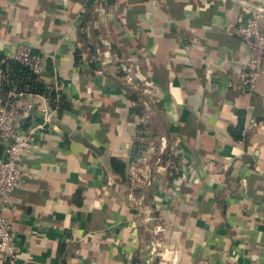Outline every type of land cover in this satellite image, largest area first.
<instances>
[{
    "label": "crops",
    "instance_id": "0c3cea01",
    "mask_svg": "<svg viewBox=\"0 0 264 264\" xmlns=\"http://www.w3.org/2000/svg\"><path fill=\"white\" fill-rule=\"evenodd\" d=\"M85 1L0 0V58L28 46L48 60L43 78L74 108L61 119L50 111L45 123L43 97L18 99L15 125L33 131L7 212L14 264H143L153 242L168 264H264V64L253 88L242 84L248 48L226 33L249 12L235 0H94L79 31ZM123 64L151 91L126 86ZM129 91L141 97L142 115L128 114ZM241 114L244 139L235 141L228 128ZM53 116L99 148L106 166ZM171 146L189 175L181 184L171 181ZM3 151L0 143V162ZM112 156L126 163L123 181L107 168ZM131 166L142 182L129 180ZM154 215L159 233L143 220Z\"/></svg>",
    "mask_w": 264,
    "mask_h": 264
},
{
    "label": "built area",
    "instance_id": "2783aa9c",
    "mask_svg": "<svg viewBox=\"0 0 264 264\" xmlns=\"http://www.w3.org/2000/svg\"><path fill=\"white\" fill-rule=\"evenodd\" d=\"M241 1L246 2L244 0ZM240 5L243 11L249 12V16L247 18L240 17L237 23L227 28L226 33L229 36L241 39L248 48V59L246 63L242 65L239 77L242 84L249 88H253L259 74L263 70L264 64V31L260 26V21L264 19V5L254 4L257 6V9H251L244 3H240ZM10 59L24 66H28L35 74H40L44 70V60L40 56L33 54L31 49L26 45L17 46ZM120 67L124 71L122 79L126 86H133L132 88H135L134 86L138 87V83L147 85L145 79L136 74L133 76L129 66L123 64V66L120 65ZM21 95L23 94L11 90L7 93L3 103L0 102V143L4 150V158L2 162H0V258L6 259L9 264H14L17 255L12 243L11 228L7 212L9 210L11 194L23 184L25 175L21 169V164L25 151L30 146L31 134L33 131V129H20L15 125L17 117L23 114L17 104ZM40 101V110L43 115V120L45 123H48L50 114H48L46 105L42 103L43 99L40 98ZM32 108L33 104L30 102L27 105L26 111H30ZM175 149L174 146L170 147L167 164H170V169L172 170L170 173L171 181H179L181 184L185 182L184 180L189 175L185 172L181 164L173 163L176 160L173 153ZM175 153L182 155L179 152ZM144 161H146L145 158ZM127 171L129 173L128 178L132 183L143 181L141 179L144 175L142 170L131 166ZM179 191L180 189L176 187L166 191L167 198L170 200L171 204L173 201H176L175 197L176 194H179ZM136 208L139 215L144 213L142 202L139 201ZM146 219L153 221L154 227L152 230L154 233H159L163 230L162 223L155 215L152 218L149 216L143 218V220ZM153 245L154 242L150 249L147 250L143 264H153L157 259L160 261L158 264H168L166 263L167 260L163 257V253L154 249V247H159H153Z\"/></svg>",
    "mask_w": 264,
    "mask_h": 264
},
{
    "label": "trees",
    "instance_id": "16d2710c",
    "mask_svg": "<svg viewBox=\"0 0 264 264\" xmlns=\"http://www.w3.org/2000/svg\"><path fill=\"white\" fill-rule=\"evenodd\" d=\"M107 5L115 4L116 0H106ZM94 0H86L84 7L85 13L81 14V23L79 25V31L85 29V25L91 21L92 19V12L91 9L93 8ZM80 34V32H79ZM81 35V34H80ZM81 37H83L81 35ZM79 52H75L74 64H80ZM2 74L0 79V102L3 103V100L6 98V95L9 91L13 90L17 93L22 94H29L33 96L43 97L46 102V107L50 111H54L57 116L61 119L63 114L66 113H73L74 108L71 101L66 98L64 95L60 94L53 83H49L46 81L44 77V72L40 74H35L28 66H24L19 62H16L12 59H2ZM45 68L47 70L50 69V63L48 60H44ZM121 74V73H120ZM124 75V73H122ZM128 96L127 99L132 104L129 108L128 114H135V115H142L143 106H141L139 95L135 92H127ZM139 131L143 132L146 129L145 125H139ZM243 127V114L239 117L238 126L236 129L228 128V133L235 141H240L244 139L242 135V128ZM138 142H135V146ZM175 152H179V149L176 148ZM174 153L175 159L178 161L181 155L178 153ZM181 159V158H180ZM107 168L108 170L121 181L125 179V168L126 163L118 157H108L107 158ZM76 202L80 204L82 202L81 193L78 191L76 193Z\"/></svg>",
    "mask_w": 264,
    "mask_h": 264
},
{
    "label": "water",
    "instance_id": "95a60500",
    "mask_svg": "<svg viewBox=\"0 0 264 264\" xmlns=\"http://www.w3.org/2000/svg\"><path fill=\"white\" fill-rule=\"evenodd\" d=\"M239 3H244L246 4L249 8L251 9H257V6H255L254 4H248L246 2L243 1H239V0H235ZM48 110V109H47ZM48 114H50V110H48ZM52 121L54 124L57 125V127L63 131L64 133L68 134L69 137L71 138V140L78 142L80 144H82L84 147H86L87 149H89L93 154H95L101 161V163L106 166V157L105 155L102 153V151L95 147L93 144H91L86 137L84 136V134L80 131H73L69 126H67L66 124H63L61 122L58 121V119L53 116L52 117ZM3 155H4V151H3ZM4 158V157H3Z\"/></svg>",
    "mask_w": 264,
    "mask_h": 264
},
{
    "label": "rangeland",
    "instance_id": "374dc122",
    "mask_svg": "<svg viewBox=\"0 0 264 264\" xmlns=\"http://www.w3.org/2000/svg\"><path fill=\"white\" fill-rule=\"evenodd\" d=\"M127 66H129L128 64H126ZM132 69V68H131ZM132 74H133V76L135 75V71H133L132 70ZM134 80V79H133ZM129 87H131V90H132V86H129ZM135 88H139V87H136V86H134ZM143 91H145L146 92V94H147V92L148 91H151L150 89L152 88V83L151 82H147V85L146 86H144V87H140ZM132 91H135V92H137L135 89H133ZM139 95V94H138Z\"/></svg>",
    "mask_w": 264,
    "mask_h": 264
}]
</instances>
